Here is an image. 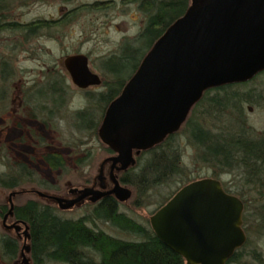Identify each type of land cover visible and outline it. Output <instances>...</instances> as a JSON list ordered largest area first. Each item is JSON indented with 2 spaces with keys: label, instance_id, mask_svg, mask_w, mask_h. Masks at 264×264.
Masks as SVG:
<instances>
[{
  "label": "trees",
  "instance_id": "trees-1",
  "mask_svg": "<svg viewBox=\"0 0 264 264\" xmlns=\"http://www.w3.org/2000/svg\"><path fill=\"white\" fill-rule=\"evenodd\" d=\"M138 1V7L146 14V18L133 38L135 43L124 40L114 52L98 59V64L105 73L101 75L100 85L82 93L86 100L84 106L67 110L70 86L66 82L67 76L59 71L44 74L40 80L24 84L26 102L37 107L36 113L44 121L68 120L74 131L96 135L102 142L98 127L105 106L119 94L155 39L190 3V0ZM91 4L87 5L88 10L100 2ZM6 28L17 30L16 26ZM30 32L34 33L32 30ZM263 72L264 69L245 81L205 89L177 131L141 152L135 165L122 174L123 181L135 188V205H139L138 196L141 191L185 173V168L180 164L182 148L176 139L182 133L186 142L195 149L196 162L208 166L210 176L219 178L223 173H239L248 189L256 193L248 196L252 202L245 201L244 195L231 190L222 181L224 188L242 198L245 209L249 203L254 205L253 213L257 218L264 215V129L254 131L248 125L243 111V104L252 103L253 89L238 87ZM102 144L105 146L103 142ZM42 156L52 168L65 166L64 157L58 151H46ZM77 161L82 162L83 159ZM3 162L7 168L0 169L1 188H19L24 183L35 180L42 185L48 184L44 179H37L34 170L21 161L10 164L4 160ZM200 173L201 170H197L195 173L191 172L190 177H180L181 185L200 177ZM7 206V203L0 202V217ZM87 209L78 217H64L53 202L40 200V196L14 202L13 218L24 220L28 224L32 264H46L48 261L65 264H185L184 258L163 243L149 224L119 210L114 198L106 197ZM245 212L247 213L246 210ZM97 220L108 221L135 237L129 239L108 233L97 226ZM19 245L15 235L3 234L0 230V254L5 255L10 262L18 255ZM242 251L243 248L238 250L234 259L241 258ZM257 253L254 258H257Z\"/></svg>",
  "mask_w": 264,
  "mask_h": 264
},
{
  "label": "water",
  "instance_id": "water-1",
  "mask_svg": "<svg viewBox=\"0 0 264 264\" xmlns=\"http://www.w3.org/2000/svg\"><path fill=\"white\" fill-rule=\"evenodd\" d=\"M64 63L71 81L79 87L99 84L101 76L90 69L84 52L67 54ZM264 69V0H190L185 11L155 39L119 94L106 107L98 127L101 141L116 153L110 161L112 185L104 188L99 166L94 184L74 185L67 196L34 186L11 189L2 226L21 229L20 264L30 234L24 220L6 223L13 214V196L32 191L59 208H70L107 194L126 200L132 188L113 172L134 163L138 153L177 131L192 105L209 87L245 81ZM130 164V165H131ZM99 180V182L97 181ZM244 204L227 191L217 177L204 175L179 186L149 216L158 238L179 253L185 264H225L246 234L242 227ZM25 249V251L23 250Z\"/></svg>",
  "mask_w": 264,
  "mask_h": 264
},
{
  "label": "rangeland",
  "instance_id": "rangeland-1",
  "mask_svg": "<svg viewBox=\"0 0 264 264\" xmlns=\"http://www.w3.org/2000/svg\"><path fill=\"white\" fill-rule=\"evenodd\" d=\"M88 1L92 0H70L69 4L73 5ZM62 2L65 1L56 0L55 6ZM138 6V0L126 3L115 0L114 5H111L106 12L103 10L84 11L81 13V17L78 16V20H73L65 30L66 34H71V37L68 36L66 38L67 41L40 38L42 45L39 54L41 56L40 59L24 58L23 60L17 59L13 61V66L20 65L24 67L23 74H20V77L18 76L19 79L23 80L26 84L40 80L42 75L31 73V70H38L41 67L40 63L42 60H46V64H48L50 59L51 62L53 60L58 62V57L62 53L80 49L87 52L92 62L96 65L98 62L97 57L115 50L124 40H130L135 43L133 38L140 31L146 18V14ZM39 11L42 14L49 11L54 12V4L51 6H41L40 8L36 7L27 16H31ZM66 82L70 86L67 110L71 111L84 106L86 100L83 97L82 90L72 83L70 76L66 77ZM16 87H18V82L14 85L15 90L13 94L15 98L21 94ZM238 87L239 89L246 90L253 89L252 103L243 104V111L248 125L254 131L263 130L264 72ZM257 93H259V96H256ZM1 108L3 107L0 106ZM74 130L73 125L68 120L57 122L56 119H52V122H46L44 119L32 115L26 107L19 110H14L11 107L8 110H0V169L6 170L5 168H7L3 160L7 164L13 161H21L34 170L37 179H44L49 184L42 185L35 180V182L24 183L23 187L34 186L68 196L67 189L69 187L86 184L91 178L93 180V177H96L100 162L103 156L108 153L106 147L96 135L82 134ZM176 139L182 148L180 164L185 168V173L175 175L174 178L168 179V181L141 191L138 196L139 205H135L134 201L136 196L135 188L129 184L132 188V195L119 205V210L125 211L138 221L150 225V214L181 185L182 181H180V177L184 179L186 175H189L191 172L195 173L197 170H201L200 176L209 175L210 169H208V166L204 163L196 162L195 149L190 143L186 142L184 134L180 133ZM54 149L63 155L65 160L64 168H52L43 158V152ZM77 159H83V161L78 162ZM219 179L227 184L231 190L244 195L245 201L252 202L250 198L248 199V196L250 197V195H255L256 193L248 189L247 184L239 173L234 171L233 173H223ZM176 180L178 183H176ZM10 190L9 188L0 187V202L8 204L7 195ZM35 196L38 197L32 191H25L13 196V201L23 202L25 199ZM40 200L47 201L41 197ZM79 206L60 209L59 213L63 216H79L86 212L89 207ZM253 206L249 203L247 209L244 208L247 211L245 215L248 217L249 222H251L249 225L250 241L252 246L255 249L261 250L264 256V215L261 218H257L253 213ZM251 225H254L252 226L253 231L251 230ZM257 225H259V228H257ZM97 226L119 237L129 239L135 237L133 234L125 232L105 220H97ZM1 227L0 218V229ZM257 229L258 231H256ZM2 230H4L3 227ZM7 232L15 235L14 229H9ZM18 241L21 247L23 243L22 239H18ZM20 257L18 253V258ZM247 258H251V262L255 261L252 257L245 256L241 261H234L229 264H250V259ZM0 264L12 263L9 260L7 262L4 261L0 256ZM46 264L65 263L48 261Z\"/></svg>",
  "mask_w": 264,
  "mask_h": 264
},
{
  "label": "flooded vegetation",
  "instance_id": "flooded-vegetation-1",
  "mask_svg": "<svg viewBox=\"0 0 264 264\" xmlns=\"http://www.w3.org/2000/svg\"><path fill=\"white\" fill-rule=\"evenodd\" d=\"M55 1L56 0H0V106L3 107L0 110H2V111L8 110L9 107H11L14 110H19L20 108L26 107L30 110L32 115L43 119L42 116L38 115V112L36 113L37 110H35V109H37V107L34 108L33 104L26 102L25 96H26L27 92L24 89V84H26V83H24L23 80L19 79L20 74H23L22 72L24 71V67L20 66V65L13 66V61L17 60V59L23 60L24 58H27V59L31 58L33 60L40 59L41 56L39 54H40L41 49H42V45L40 43V38H48V39H52V40L67 41L66 38L68 36L71 37V34H66L65 30L72 23V20H78L77 19L78 16H80L81 13H83L84 11L103 10L104 12H106V10L111 5H114L115 0H92V1H88V2L76 3L73 5L69 4L70 0H64L65 2H62L57 6H55ZM95 1H99L100 4L96 5L93 9L88 10L87 5L88 6L92 5L91 3L95 2ZM120 1L122 3H126V2H135L136 0H120ZM53 4H54V12L49 11L45 14H42L39 11L37 13H34L31 16H27V14L33 12L36 7L40 8L41 6H45V5L51 6ZM9 26H14V27L16 26L17 30L13 31V30L7 29L6 27H9ZM25 27H28V29H25ZM31 30H32V32L34 31V33H31L30 32ZM80 51H81L80 49H77V50L72 51V52L62 53L58 57V62H56L55 60H53L51 62V59H50L48 64H46V60H42V62L40 63L41 67H39V69L36 71L31 70V73H34V74L39 73L40 75H44V74H53V73H56V71H59L60 74L69 76V71L65 66L64 59H65L67 54L80 52ZM81 52H84V51H81ZM111 52H114V50H111L107 54L101 55V57L102 56H104V57L108 56ZM84 53L88 56V64H89V67L91 70H93L94 72H96L100 76L103 73H105V70L102 69L101 66H99L98 62L95 65L92 62L90 55L87 52H84ZM101 57H97V59H99ZM5 63H6V66H3V65H5ZM16 82H18V87H16V88H17L18 92L21 93L20 96H17V98H15V95L13 94V92L15 90L14 85ZM97 85H100V83L95 84V85H89L87 87H79L77 85H75V86H77V88H80L82 90V92H84V90L95 88V87H97ZM66 96H67V93H65V97ZM14 101H15V103H13ZM107 105L105 106V108L102 112L101 120H102V117L105 113ZM158 143H156V144H158ZM156 144H154V145H156ZM105 146L108 147L109 149L107 150L108 153L103 156L102 160L105 157H107L109 155H113L116 153L106 144H105ZM153 146H151L149 148H152ZM146 149H148V148H146ZM146 149H140L138 153H136L135 149H133V152H132V156L134 157V163L133 164L130 163L131 165L128 164V166H126L125 168H121L120 163L118 162L114 166L113 172L116 174V176L118 177L121 184H124V185L131 187L130 185H128V183L123 181L122 174L124 172H126L131 166L135 165V163L137 161V157L141 154V152L143 150H146ZM48 151H58V150L54 149V150H48ZM99 166H101V168H102V175H101L100 181H103L105 183V187H104L105 189L109 188L112 185V181L109 177L110 161L109 160L104 161ZM94 180L95 179L93 177V180H92V178L90 181L87 180L88 183H86V184H94ZM97 181L99 182V180H97ZM221 183H222V180H221ZM222 185H223V183H222ZM95 186L99 187L98 185H95ZM68 189H67L68 196L72 197V196H75L77 194L75 192H73V193L68 192ZM106 197L114 198L115 203H117V205H120L122 202H125L127 200V199L122 200V199L116 197L112 193L101 196V197H99L93 201L89 200L88 196H86L84 198V202H81L80 204H74L72 207H78L79 205H81V206H92L96 203L99 204ZM165 201H163L162 203H164ZM242 201H243V199H242ZM243 204H244V201H243ZM54 205L57 207L58 211L61 209L55 203H54ZM244 208H245V205H244ZM7 209H8V206H7ZM7 209L2 213V215L0 217L1 218V226H2V219H3L4 213L7 211ZM245 213H246L245 210H243L242 227L245 231L246 239H245L244 243L240 247H238L234 251V253L226 260L225 264H229L230 262H234V261H241V259H243L245 256H250L255 260L254 262H251V258H247V259H250V262H249L250 264H264V256L262 254V251L261 250L254 251L255 248L251 244L250 235H249V227H250L249 225L251 224V222H249V219L245 215ZM64 217H78V216H64ZM14 220H18V219L13 218V214L9 215L6 218V223L12 222ZM252 226H254V225H251V230L253 229ZM2 227L0 229L1 232L3 234L8 233L7 231L10 228L5 229L3 227L4 230H2ZM12 229H14V228H12ZM256 231H258V229ZM29 234H30V232H29ZM15 236L18 239H22V242H23V236H22L21 229L19 231H15ZM29 239H30V236H29V238H27V242L30 244ZM22 245H23V243H22ZM22 245H21V247L19 245V252H18L21 257L18 258V255H17L16 258L11 262L12 264H20V262L22 260V256H23L21 253ZM242 248H243V251L241 253V258L234 259L236 252L240 249L242 250ZM23 250L25 251V249H23ZM29 251H30V249H29ZM29 251L25 252V254L28 256V259H29L28 264H32L33 262H32ZM256 253H257V258H254ZM0 256L4 261H6V262L8 261L7 257L5 255L0 254Z\"/></svg>",
  "mask_w": 264,
  "mask_h": 264
}]
</instances>
